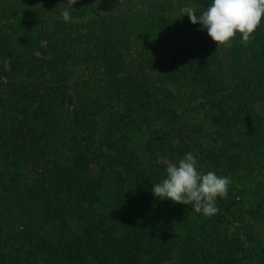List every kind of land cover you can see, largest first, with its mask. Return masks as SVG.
Wrapping results in <instances>:
<instances>
[{
	"label": "trees",
	"instance_id": "obj_1",
	"mask_svg": "<svg viewBox=\"0 0 264 264\" xmlns=\"http://www.w3.org/2000/svg\"><path fill=\"white\" fill-rule=\"evenodd\" d=\"M66 2L0 0V264H264V18L226 47L182 16L212 0ZM189 152L212 216L153 194Z\"/></svg>",
	"mask_w": 264,
	"mask_h": 264
},
{
	"label": "clouds",
	"instance_id": "obj_2",
	"mask_svg": "<svg viewBox=\"0 0 264 264\" xmlns=\"http://www.w3.org/2000/svg\"><path fill=\"white\" fill-rule=\"evenodd\" d=\"M76 3L77 0H67V6L61 12L65 22L71 21L72 6ZM181 12L192 24H200L206 29L217 46H230L237 33L242 37L241 42L247 45L264 18V0H212L206 10L187 6ZM197 12L202 14L198 17ZM166 172L167 178L153 185L154 196L178 204H191L195 212L205 216L219 211L216 199L227 196L231 183L229 178L217 176L215 172H199L197 160L191 152L180 159L178 165L170 164Z\"/></svg>",
	"mask_w": 264,
	"mask_h": 264
},
{
	"label": "rangeland",
	"instance_id": "obj_3",
	"mask_svg": "<svg viewBox=\"0 0 264 264\" xmlns=\"http://www.w3.org/2000/svg\"><path fill=\"white\" fill-rule=\"evenodd\" d=\"M104 5H105V6H103V8H106V9H109V8H111V6H112V4L109 3V2H106ZM124 8H125V6H124L123 4H119L118 6H116V9H114V10H122V9H124ZM198 9H200V8H198ZM201 14H202L201 12H197V13H196V15H197L198 17H199ZM257 226H258V231H259V233L264 237V221H259V222L257 223Z\"/></svg>",
	"mask_w": 264,
	"mask_h": 264
}]
</instances>
